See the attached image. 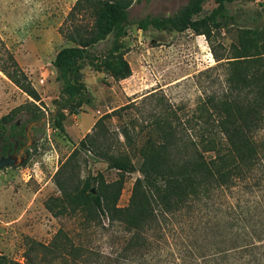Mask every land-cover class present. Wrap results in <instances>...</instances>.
Listing matches in <instances>:
<instances>
[{"label":"rangeland","instance_id":"1","mask_svg":"<svg viewBox=\"0 0 264 264\" xmlns=\"http://www.w3.org/2000/svg\"><path fill=\"white\" fill-rule=\"evenodd\" d=\"M77 1L0 0V117L11 113L14 122H26L28 104L34 102L45 120L29 158L19 166L0 170V256L20 264H264V239L254 238L245 227L256 222L264 224L263 211L254 209V204L262 207L258 198L261 190H238L234 196L220 194L208 205L186 208L185 215L174 217L179 236L174 240L171 237L170 243H178L175 250L165 240L150 236L143 249L148 253L146 257L143 250H125L124 226L111 227L104 218V226L85 227L91 222L85 214L55 216L48 208L52 198L62 196L54 176L80 140L106 113L137 101L138 108L127 111L124 118L106 120L97 153L83 151L78 158L80 185L89 176L102 174L107 190L114 195L122 182L116 204L127 206L134 183L142 174L111 167L103 153L121 156L125 152L138 165L137 149L129 146L120 130L129 117L137 119L131 133L140 142L138 125L145 123L151 109L143 101L144 96L155 91L165 93L170 103L191 111L206 93L225 90L226 71L218 66L219 62L243 54L250 58L262 55L264 59V0L228 3V18L220 26H212L208 36L190 29L177 32L138 27L140 19L173 15L189 0H122L130 12L125 57L132 75L121 82L105 72H96L86 62L84 80L90 85L94 101L77 113L65 110L63 132L55 124L59 106L54 100L62 99V94L52 61L62 47L76 44L74 38L89 35L95 23L87 6L73 20L70 12ZM216 6L215 0H207L199 16ZM112 40L113 35L107 36L91 51L105 53ZM214 52L222 59L218 60ZM10 55L27 77H19L21 81L34 87L41 100H35L7 74H16ZM148 135L142 136V143ZM237 203L246 210L244 223L230 210V205ZM72 243L83 247L80 253L71 247Z\"/></svg>","mask_w":264,"mask_h":264},{"label":"trees","instance_id":"2","mask_svg":"<svg viewBox=\"0 0 264 264\" xmlns=\"http://www.w3.org/2000/svg\"><path fill=\"white\" fill-rule=\"evenodd\" d=\"M206 1L189 0L173 15L146 17L137 21V25L143 30L152 27L183 32L190 29L208 36L212 26H220L228 18L227 4L235 0H215L217 6L200 17ZM85 6L95 16L89 35L74 38L76 44L62 47L52 61L62 94V99L54 100L59 106L55 124L63 132L66 131L64 111L81 110L83 105H91L94 101L84 80L86 62L94 70L105 72L115 80L132 75L131 64L125 57L128 52L125 37L131 23L128 6L122 0H78L70 12L73 20ZM109 35H113V40L107 51L93 53L91 49ZM1 45L3 41L0 39V52L3 49ZM214 54L218 60L222 59ZM248 55H236L232 60L219 62L218 66L226 71L225 90L206 93L191 111L170 103L165 93L155 91L143 97L151 109L145 123L138 125L140 142L131 133L136 129L137 119L129 117L130 120L120 130V134L128 139L129 146L137 149L138 165L125 152L121 156L103 153L111 167L123 173L140 171L142 174L134 183L127 206L116 204L122 182L114 195L107 190L102 174L91 175L80 185L78 158L83 151L97 153L101 135L106 132V120L114 116L124 118L127 111L138 108L137 101L106 113L95 122L93 131L80 140L54 176L62 196L51 199L49 210L55 216L85 214L88 222L91 221L85 227L104 226V218H108L111 227L124 226L125 250L130 252L145 249L150 236L157 241L165 240L170 248H176L178 243H170L171 237L174 240L179 236L174 217L185 215L183 211L186 208L208 205L220 198V194L231 193L234 196L238 190L239 193L261 190L258 198L262 207L254 204V209L264 213V134L261 133L264 130V59L262 55L253 58ZM10 58L16 74H7L35 100H41L34 87L21 81L19 77L22 76L23 80L27 77L15 58ZM28 105V120L39 118L40 108L34 102ZM13 120L11 113L0 117V138L14 136L16 122ZM147 130L152 133H147ZM145 134L149 135L142 143ZM230 208L244 223L247 213L243 205L231 204ZM245 227L254 238L264 239V224L256 222ZM76 246L71 244L80 253L83 247ZM145 250L141 253L146 257L148 253H143ZM0 264L20 263L0 256Z\"/></svg>","mask_w":264,"mask_h":264},{"label":"flooded vegetation","instance_id":"3","mask_svg":"<svg viewBox=\"0 0 264 264\" xmlns=\"http://www.w3.org/2000/svg\"><path fill=\"white\" fill-rule=\"evenodd\" d=\"M44 122L43 117L26 122L17 121L14 136L0 138V157L12 156L16 162L21 156L26 161L38 141V135L42 133Z\"/></svg>","mask_w":264,"mask_h":264},{"label":"water","instance_id":"4","mask_svg":"<svg viewBox=\"0 0 264 264\" xmlns=\"http://www.w3.org/2000/svg\"><path fill=\"white\" fill-rule=\"evenodd\" d=\"M79 112V110L76 111V113ZM25 161V157H21L19 156L18 161L14 162L13 157L12 156H2L0 157V170L6 167H14V166H19L21 164H23ZM93 191L94 188H93Z\"/></svg>","mask_w":264,"mask_h":264},{"label":"crops","instance_id":"5","mask_svg":"<svg viewBox=\"0 0 264 264\" xmlns=\"http://www.w3.org/2000/svg\"><path fill=\"white\" fill-rule=\"evenodd\" d=\"M96 72H99V71H96ZM83 75H84V72H83ZM127 78L125 79H122L121 82H123L124 80H126ZM87 82V81H86ZM89 85V84H88ZM90 86V85H89Z\"/></svg>","mask_w":264,"mask_h":264},{"label":"built area","instance_id":"6","mask_svg":"<svg viewBox=\"0 0 264 264\" xmlns=\"http://www.w3.org/2000/svg\"><path fill=\"white\" fill-rule=\"evenodd\" d=\"M43 81H44V79L41 80V82H43Z\"/></svg>","mask_w":264,"mask_h":264}]
</instances>
